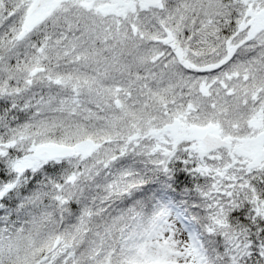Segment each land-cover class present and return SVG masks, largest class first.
I'll return each mask as SVG.
<instances>
[{"label": "snow or ice", "instance_id": "snow-or-ice-1", "mask_svg": "<svg viewBox=\"0 0 264 264\" xmlns=\"http://www.w3.org/2000/svg\"><path fill=\"white\" fill-rule=\"evenodd\" d=\"M0 264H264V0H0Z\"/></svg>", "mask_w": 264, "mask_h": 264}]
</instances>
